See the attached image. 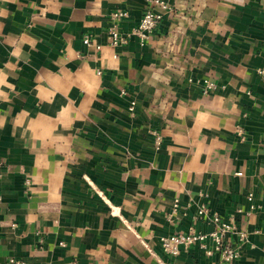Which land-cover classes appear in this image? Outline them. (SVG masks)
Returning <instances> with one entry per match:
<instances>
[{
	"label": "crops",
	"instance_id": "crops-1",
	"mask_svg": "<svg viewBox=\"0 0 264 264\" xmlns=\"http://www.w3.org/2000/svg\"><path fill=\"white\" fill-rule=\"evenodd\" d=\"M168 4L111 47L145 0H0V264H264V0ZM202 204L236 260L163 252Z\"/></svg>",
	"mask_w": 264,
	"mask_h": 264
},
{
	"label": "built area",
	"instance_id": "built-area-1",
	"mask_svg": "<svg viewBox=\"0 0 264 264\" xmlns=\"http://www.w3.org/2000/svg\"><path fill=\"white\" fill-rule=\"evenodd\" d=\"M147 3V9L141 16L137 26L131 30L124 32L119 28V22L129 17L127 11L115 10L110 13L109 18L111 25L107 29V36L111 47H119L126 45L131 37H137L140 42L145 41L153 32L161 16L154 13L150 8L157 6L162 10H169L170 5L168 0H145ZM85 45H91L90 39L85 37L83 39ZM99 49L100 46H95ZM213 87L212 84H207L206 88ZM134 102L131 103L129 108L133 111ZM241 136V132L238 133ZM154 137L153 144L156 148L161 145V135L157 131H152ZM264 198V195H263ZM249 201H252V194L247 196ZM1 204V196H0ZM260 206L251 205L250 210L259 208ZM173 211L177 209V202L174 203ZM210 219L214 224V229L209 233H203L197 231L195 228H190L187 233H176L159 239L161 248L166 255L175 257L181 252L188 250L190 247H197L201 249L206 255H212L217 253L221 260L224 262H232L240 256V249L236 245H232L229 241V235L231 233H237L239 235V242L246 241V235L240 232L232 219L227 221L222 220L221 216L216 212H212L206 205L202 204L198 207L193 219L195 221L202 219ZM10 264H24L21 260L10 259ZM74 264V263H73Z\"/></svg>",
	"mask_w": 264,
	"mask_h": 264
}]
</instances>
